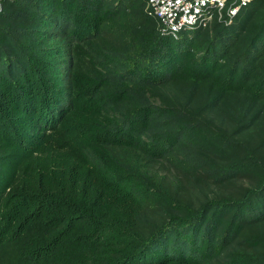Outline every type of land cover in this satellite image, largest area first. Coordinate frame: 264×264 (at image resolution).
<instances>
[{
  "label": "trees",
  "instance_id": "trees-1",
  "mask_svg": "<svg viewBox=\"0 0 264 264\" xmlns=\"http://www.w3.org/2000/svg\"><path fill=\"white\" fill-rule=\"evenodd\" d=\"M0 264H264V0L4 1Z\"/></svg>",
  "mask_w": 264,
  "mask_h": 264
},
{
  "label": "built area",
  "instance_id": "built-area-1",
  "mask_svg": "<svg viewBox=\"0 0 264 264\" xmlns=\"http://www.w3.org/2000/svg\"><path fill=\"white\" fill-rule=\"evenodd\" d=\"M4 1L0 0V11ZM146 10L155 16L164 31L178 36L182 30L206 26L213 18L229 22L252 0H145Z\"/></svg>",
  "mask_w": 264,
  "mask_h": 264
},
{
  "label": "rangeland",
  "instance_id": "rangeland-1",
  "mask_svg": "<svg viewBox=\"0 0 264 264\" xmlns=\"http://www.w3.org/2000/svg\"><path fill=\"white\" fill-rule=\"evenodd\" d=\"M156 168L160 171L161 175L166 176L165 179L167 181H171V177L173 174V170L171 168H174L170 165H166V164H156ZM176 171V169H175ZM206 190H208L207 188H205L204 185L201 184H195V183H191L190 184V191L192 194H194V196L198 197L199 199L203 197L204 192H206ZM208 193L211 194V192L208 191Z\"/></svg>",
  "mask_w": 264,
  "mask_h": 264
}]
</instances>
